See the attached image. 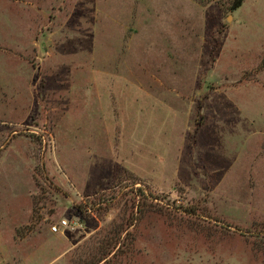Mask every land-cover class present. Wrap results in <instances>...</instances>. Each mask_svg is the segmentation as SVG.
<instances>
[{
	"label": "rangeland",
	"instance_id": "rangeland-1",
	"mask_svg": "<svg viewBox=\"0 0 264 264\" xmlns=\"http://www.w3.org/2000/svg\"><path fill=\"white\" fill-rule=\"evenodd\" d=\"M0 264H264V0H0Z\"/></svg>",
	"mask_w": 264,
	"mask_h": 264
},
{
	"label": "built area",
	"instance_id": "built-area-1",
	"mask_svg": "<svg viewBox=\"0 0 264 264\" xmlns=\"http://www.w3.org/2000/svg\"><path fill=\"white\" fill-rule=\"evenodd\" d=\"M78 228V223L77 222H70L65 219L60 220L57 224L53 225L50 227V231L53 234L60 233L61 230H75Z\"/></svg>",
	"mask_w": 264,
	"mask_h": 264
},
{
	"label": "trees",
	"instance_id": "trees-1",
	"mask_svg": "<svg viewBox=\"0 0 264 264\" xmlns=\"http://www.w3.org/2000/svg\"><path fill=\"white\" fill-rule=\"evenodd\" d=\"M105 259H106V257H104L102 260H105ZM100 262H101V261H100ZM100 262H99V263H100Z\"/></svg>",
	"mask_w": 264,
	"mask_h": 264
}]
</instances>
